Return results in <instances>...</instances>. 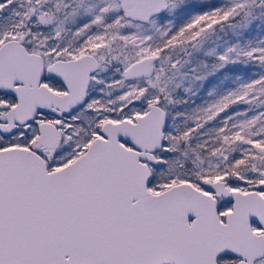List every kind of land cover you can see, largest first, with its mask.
<instances>
[{"label":"snow or ice","instance_id":"snow-or-ice-1","mask_svg":"<svg viewBox=\"0 0 264 264\" xmlns=\"http://www.w3.org/2000/svg\"><path fill=\"white\" fill-rule=\"evenodd\" d=\"M0 264H264V0H0Z\"/></svg>","mask_w":264,"mask_h":264}]
</instances>
